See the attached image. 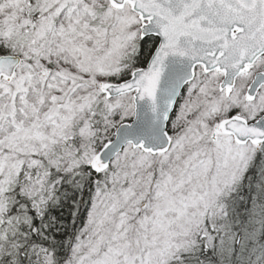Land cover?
Instances as JSON below:
<instances>
[{
	"label": "snow or ice",
	"instance_id": "snow-or-ice-1",
	"mask_svg": "<svg viewBox=\"0 0 264 264\" xmlns=\"http://www.w3.org/2000/svg\"><path fill=\"white\" fill-rule=\"evenodd\" d=\"M0 264H264V0H0Z\"/></svg>",
	"mask_w": 264,
	"mask_h": 264
}]
</instances>
